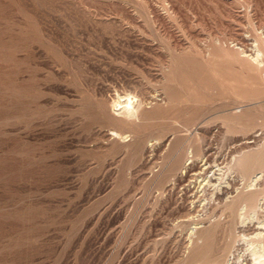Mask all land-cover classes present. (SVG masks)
I'll list each match as a JSON object with an SVG mask.
<instances>
[{"label": "rangeland", "instance_id": "obj_1", "mask_svg": "<svg viewBox=\"0 0 264 264\" xmlns=\"http://www.w3.org/2000/svg\"><path fill=\"white\" fill-rule=\"evenodd\" d=\"M256 45L264 0H0V264H250Z\"/></svg>", "mask_w": 264, "mask_h": 264}, {"label": "bare ground", "instance_id": "obj_2", "mask_svg": "<svg viewBox=\"0 0 264 264\" xmlns=\"http://www.w3.org/2000/svg\"><path fill=\"white\" fill-rule=\"evenodd\" d=\"M256 44V43H255ZM263 51H264V47L260 48L257 45L255 46V50L252 56L249 57L250 61L254 64V66L259 69L262 70V76L264 77V55H263ZM262 77V78H263ZM264 79V78H263ZM166 88V86H165ZM173 90V89H172ZM176 96V95H175ZM139 99H134L133 96H131L130 94H124L123 96H118L117 97V101H113L112 102V107H113V111L115 112V116L119 117V118H125L127 120H135L138 118L139 116V110H140V106H141V100L137 101ZM21 110V109H20ZM158 110H152L150 112H146V114L148 116H153L157 113ZM19 114V110L18 108H16L15 110V116ZM111 137H118L120 139H125L126 136L125 135H121L119 133H117L114 130L109 131L108 133ZM257 134V133H256ZM258 141V140H257ZM250 142V141H249ZM247 142H244V144H246ZM243 144V143H242ZM249 145V144H248ZM250 147V146H249ZM202 155V154H201ZM200 159V158H199ZM21 161V160H20ZM28 162V161H27ZM190 164V163H189ZM210 164V163H209ZM224 166V165H223ZM207 168V166H206ZM211 168V167H210ZM219 170V169H218ZM30 170H26V171H22L20 172V170L15 169V172H13L14 177L17 179L20 176H28L29 175ZM203 172V171H202ZM261 173V172H260ZM259 173L254 174L251 177V181H257L260 176H258ZM198 175V174H197ZM215 175V174H214ZM216 179H220V177H217ZM228 180V179H227ZM263 180V179H262ZM206 183V182H205ZM249 183V182H248ZM255 184V183H254ZM215 185V184H212ZM221 186V182H218L216 184V186ZM225 185V184H224ZM12 186V185H10ZM216 188V187H215ZM258 189V188H257ZM261 204V203H260ZM242 208V207H241ZM227 215V214H226ZM241 215V214H240ZM257 215V214H256ZM242 217V216H241ZM253 218V217H252ZM201 223V222H200ZM256 229H258L257 232L254 233V238H256V240H252V241H248L249 242V253H250V264H264V221L263 220H256ZM244 233V232H243ZM252 238V237H251ZM196 244H201L202 240L201 237L196 239ZM204 242V240H203ZM253 243H255V245H253ZM232 253V252H231ZM242 254V253H241ZM240 255V254H239ZM230 257V256H229ZM238 257V256H237ZM243 258V255L242 257ZM240 259H237V261H241ZM233 258H231L232 261ZM230 261V262H231ZM234 262L237 263V261L233 260ZM233 262V263H234ZM229 263V260L228 262ZM235 263V264H236ZM226 264V263H225ZM238 264V263H237ZM239 264H248L245 261H241L239 262Z\"/></svg>", "mask_w": 264, "mask_h": 264}]
</instances>
